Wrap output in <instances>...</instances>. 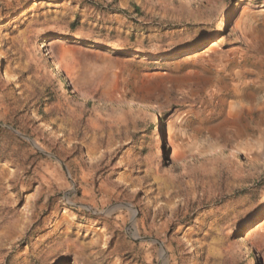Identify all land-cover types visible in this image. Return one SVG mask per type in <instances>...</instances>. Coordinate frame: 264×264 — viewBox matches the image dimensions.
<instances>
[{
    "label": "rangeland",
    "instance_id": "374dc122",
    "mask_svg": "<svg viewBox=\"0 0 264 264\" xmlns=\"http://www.w3.org/2000/svg\"><path fill=\"white\" fill-rule=\"evenodd\" d=\"M0 264H264V0H0Z\"/></svg>",
    "mask_w": 264,
    "mask_h": 264
},
{
    "label": "bare ground",
    "instance_id": "6f19581e",
    "mask_svg": "<svg viewBox=\"0 0 264 264\" xmlns=\"http://www.w3.org/2000/svg\"><path fill=\"white\" fill-rule=\"evenodd\" d=\"M188 1H194V0H188ZM210 45H212V43ZM45 54L48 55V53H45ZM50 61L52 62V65L55 66L56 71L59 73L60 71H59L58 66H57L58 65V62H56L57 60L55 61L54 58L50 57ZM70 67L73 68V65H70ZM70 67H69V70L71 69ZM70 89H71V91L76 92L79 96H81L84 99H87V100L91 99L87 92L83 91L82 88L81 89L78 88L74 84H70ZM106 99L110 100V101H125L126 100L124 98L117 97V95H115L111 92L106 93ZM130 101H132L133 103H138V100L136 98H133V97L130 99ZM243 155H244V157H248L246 154H243Z\"/></svg>",
    "mask_w": 264,
    "mask_h": 264
},
{
    "label": "water",
    "instance_id": "95a60500",
    "mask_svg": "<svg viewBox=\"0 0 264 264\" xmlns=\"http://www.w3.org/2000/svg\"><path fill=\"white\" fill-rule=\"evenodd\" d=\"M52 51H53V47H52Z\"/></svg>",
    "mask_w": 264,
    "mask_h": 264
}]
</instances>
